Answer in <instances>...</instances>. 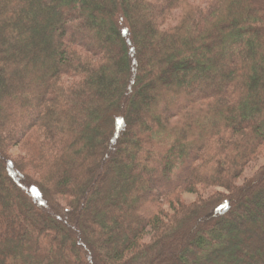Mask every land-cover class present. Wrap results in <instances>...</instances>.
I'll return each mask as SVG.
<instances>
[{"label": "trees", "instance_id": "16d2710c", "mask_svg": "<svg viewBox=\"0 0 264 264\" xmlns=\"http://www.w3.org/2000/svg\"><path fill=\"white\" fill-rule=\"evenodd\" d=\"M261 155L264 0H0V264H264Z\"/></svg>", "mask_w": 264, "mask_h": 264}, {"label": "rangeland", "instance_id": "374dc122", "mask_svg": "<svg viewBox=\"0 0 264 264\" xmlns=\"http://www.w3.org/2000/svg\"><path fill=\"white\" fill-rule=\"evenodd\" d=\"M10 155L12 157H17L18 155L19 156H24V152L22 153L21 150H19V148H13L10 152ZM264 165V155H261L258 157V159H256L254 162H252L250 164V166H248V168L246 169V171L244 172V175L243 177H249V178H252L254 177L257 173H258V170L260 168H262V166ZM242 180L239 181V184H241ZM213 191H218V192H224L223 190L221 189H214ZM181 199H183V201L185 203H191L192 201H194L196 199V196L195 194H192V193H184L182 194L181 196ZM166 211L169 210L168 207H165ZM252 222V220H250ZM243 222V221H242ZM244 223V222H243ZM242 223V224H243ZM264 237V235H263Z\"/></svg>", "mask_w": 264, "mask_h": 264}]
</instances>
